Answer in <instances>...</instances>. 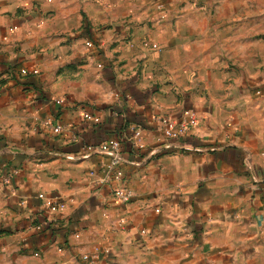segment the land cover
Returning a JSON list of instances; mask_svg holds the SVG:
<instances>
[{"label":"crops","instance_id":"1","mask_svg":"<svg viewBox=\"0 0 264 264\" xmlns=\"http://www.w3.org/2000/svg\"><path fill=\"white\" fill-rule=\"evenodd\" d=\"M197 1L0 0V35L17 27L0 41V264H264V87L233 116L232 98L206 111L172 94L165 57L143 47L196 42L216 23ZM234 21L214 27L248 42ZM183 109L198 126L165 141L155 118ZM111 138L126 205L102 183L106 158L86 150ZM40 193L66 209L49 213Z\"/></svg>","mask_w":264,"mask_h":264},{"label":"rangeland","instance_id":"2","mask_svg":"<svg viewBox=\"0 0 264 264\" xmlns=\"http://www.w3.org/2000/svg\"><path fill=\"white\" fill-rule=\"evenodd\" d=\"M177 0H169L170 3ZM180 1V0H179ZM198 0L197 6L210 4L212 11L203 10V17L210 16L217 21H224L228 26H237L236 32L248 31L250 40L235 43L228 41L223 31L216 29L211 22L209 29H199L196 42L185 45H157L154 51L160 52L164 84L169 86L172 94L180 101L191 100L194 104H203V108H211L216 104H226L227 98L235 101L230 115L241 112V106L251 100H258L264 87V0ZM158 21H166L165 7L161 10L156 5ZM213 4V5H212ZM206 9V8H205ZM205 11V12H204ZM202 17V16H201ZM165 18V19H164ZM244 25L242 27V23ZM242 27V28H241ZM242 39V37H240ZM199 40H204L200 43ZM207 53V58L204 56ZM158 57V58H159ZM162 86V84H161ZM226 106L224 111H226ZM237 117V116H236Z\"/></svg>","mask_w":264,"mask_h":264},{"label":"built area","instance_id":"3","mask_svg":"<svg viewBox=\"0 0 264 264\" xmlns=\"http://www.w3.org/2000/svg\"><path fill=\"white\" fill-rule=\"evenodd\" d=\"M163 4L158 3L156 8L158 10L162 9ZM43 22L39 23L41 26ZM17 30V27L12 26L7 29L5 35H0V41L8 40V37ZM85 47L88 49L94 48V44L91 41L85 42ZM144 48L156 49L157 45L151 42H144ZM20 74L23 76L27 75H37L38 70H26L21 69ZM65 102L64 98H57L54 100V103L58 106H62ZM82 118L85 121L92 123H99V117L91 115L87 112L82 113ZM156 124L158 126L159 132L165 141H171L186 137L189 135L192 129H195L200 121L198 114L192 109H183L178 118H173L170 116H158L155 118ZM61 126L57 125L54 129V133H60ZM139 129H133L134 138H139ZM121 142L120 138H111L105 142L100 143L97 146H88L86 150L88 153H98L103 155L106 158L101 164L104 172V178L102 180L103 184H106L110 187L112 196L120 204H128L133 198V193L124 185V177L122 173V168L124 165V159L121 154ZM164 146V145H163ZM134 147L138 148L140 146L135 145ZM6 182V180H5ZM38 199L42 201L43 207L49 213H62L66 209V202L59 200L53 197H49L43 193L38 194ZM42 226H37L36 230H41ZM35 257L38 256V253L33 254Z\"/></svg>","mask_w":264,"mask_h":264}]
</instances>
